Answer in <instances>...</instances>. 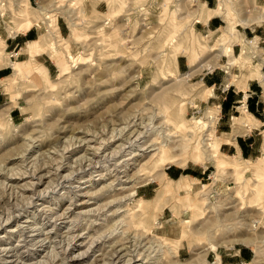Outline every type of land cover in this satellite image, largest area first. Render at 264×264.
Returning a JSON list of instances; mask_svg holds the SVG:
<instances>
[{
	"label": "rangeland",
	"instance_id": "374dc122",
	"mask_svg": "<svg viewBox=\"0 0 264 264\" xmlns=\"http://www.w3.org/2000/svg\"><path fill=\"white\" fill-rule=\"evenodd\" d=\"M205 1L0 0V264H264V124L221 150L203 80L264 62V0Z\"/></svg>",
	"mask_w": 264,
	"mask_h": 264
},
{
	"label": "crops",
	"instance_id": "0c3cea01",
	"mask_svg": "<svg viewBox=\"0 0 264 264\" xmlns=\"http://www.w3.org/2000/svg\"><path fill=\"white\" fill-rule=\"evenodd\" d=\"M205 2H207V0ZM225 20L224 15H215L209 17L206 24L210 28H216ZM34 28L36 30L37 27L32 26L29 30L21 33L20 36H31ZM254 30L260 33L258 34V40L264 47V28L256 29V26L249 27L250 32H253ZM15 49L16 48H14V50ZM236 51L237 46L234 47V53ZM257 64L260 65L258 70L256 68ZM178 68H180L179 63ZM223 69L222 71H224ZM222 71H217L214 74L210 73V71L209 74H205L203 77V80L205 79L209 84L215 85L217 82H219L220 85L228 84V89L224 91L223 94H218L214 97L215 99H218L217 102L220 111L215 127V133H217L218 138L226 140L220 143V149L226 153H229L232 150L235 153H240L242 156L246 155V158L253 159L257 157L263 149V142L259 141V135L261 133L258 127L252 126V132L247 133V135H234L235 126H233L232 118L239 117L241 112L240 109L243 108L249 116L251 115L250 118L260 122L261 125L264 124L263 120L255 116L264 113V62L258 61L256 64H253L248 68L235 65L230 68V72ZM233 112H238V115L234 116ZM184 170L185 167L180 170L173 168L166 173L168 177L176 178L183 175L182 173ZM141 195L143 196V194Z\"/></svg>",
	"mask_w": 264,
	"mask_h": 264
},
{
	"label": "bare ground",
	"instance_id": "6f19581e",
	"mask_svg": "<svg viewBox=\"0 0 264 264\" xmlns=\"http://www.w3.org/2000/svg\"><path fill=\"white\" fill-rule=\"evenodd\" d=\"M44 9H46L45 7H44ZM47 10V9H46ZM47 13H45V15H46ZM46 17V16H45ZM50 18V17H49ZM247 21H248V19L247 18H245V19H243L242 20V22L243 23H247ZM12 65L14 66L15 65V63H12ZM205 140H209V138H206ZM207 147H211V143H210V146H209V144L207 143ZM132 164V163H131ZM130 195H133V193H131ZM125 197V196H124ZM131 197V196H130ZM101 241V240H100ZM30 246V245H29ZM210 247H214V245H211Z\"/></svg>",
	"mask_w": 264,
	"mask_h": 264
}]
</instances>
